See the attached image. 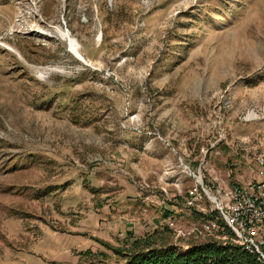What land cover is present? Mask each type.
Wrapping results in <instances>:
<instances>
[{"label":"rangeland","instance_id":"374dc122","mask_svg":"<svg viewBox=\"0 0 264 264\" xmlns=\"http://www.w3.org/2000/svg\"><path fill=\"white\" fill-rule=\"evenodd\" d=\"M254 117L264 0H0V264L96 261L94 239L117 240L102 204L128 186L136 223L200 226L183 164L213 193L256 180ZM171 237L181 253L213 241Z\"/></svg>","mask_w":264,"mask_h":264},{"label":"built area","instance_id":"2783aa9c","mask_svg":"<svg viewBox=\"0 0 264 264\" xmlns=\"http://www.w3.org/2000/svg\"><path fill=\"white\" fill-rule=\"evenodd\" d=\"M258 164L261 169L256 180L216 193L203 184L201 170L197 175L183 164L194 180V187H188L185 207L188 212L194 210L203 222L200 226L192 224L184 228L167 219L156 228L168 227L179 237L198 234L202 239L219 240L240 248L264 264V159Z\"/></svg>","mask_w":264,"mask_h":264},{"label":"trees","instance_id":"16d2710c","mask_svg":"<svg viewBox=\"0 0 264 264\" xmlns=\"http://www.w3.org/2000/svg\"><path fill=\"white\" fill-rule=\"evenodd\" d=\"M92 187L95 188L91 190L92 194H99L100 191L96 190L99 188ZM114 201H116L115 197H110L102 206ZM109 206L115 207V204ZM172 212L174 211H168V213ZM166 216L168 217V214ZM226 232L231 234L228 230ZM172 233L168 227H155L143 236H136L133 232L127 233L125 237L118 236L116 244L102 239L101 241L94 239L99 245L98 251L94 252L89 249L83 254L96 259V261L91 259L89 264H260L256 258L240 248L225 245L219 240L194 246L187 253H181L170 243ZM106 251L112 252L113 261L106 260L110 255ZM83 254L81 255L83 256ZM82 264H88L87 260Z\"/></svg>","mask_w":264,"mask_h":264},{"label":"crops","instance_id":"0c3cea01","mask_svg":"<svg viewBox=\"0 0 264 264\" xmlns=\"http://www.w3.org/2000/svg\"><path fill=\"white\" fill-rule=\"evenodd\" d=\"M138 192L139 191L136 187H123L118 199H116V201L112 202L111 204L104 206L102 210H100V212H102V219L100 220L101 225L103 226L102 229L107 235L111 234L112 232V236H115L117 238L118 236L125 237L127 233L133 232L136 236H143L149 230H153L155 228L153 227V225L157 224L156 220H154V222L151 224H147L145 220L143 222L144 226L143 224L136 223V221L133 220V216L136 215V211L138 210L139 213L141 209L140 206L145 204V197ZM113 204H115V207L109 206ZM165 205L166 203L161 206V209L167 211L175 210L172 206ZM170 205H172V203H170ZM127 218H132V220ZM143 227H145L146 229H144ZM98 233L99 232H97V234ZM109 241L113 242L112 240Z\"/></svg>","mask_w":264,"mask_h":264},{"label":"bare ground","instance_id":"6f19581e","mask_svg":"<svg viewBox=\"0 0 264 264\" xmlns=\"http://www.w3.org/2000/svg\"><path fill=\"white\" fill-rule=\"evenodd\" d=\"M71 48L73 53L76 55V58L79 59L80 61H85L82 57V55L79 53V44L75 40L71 39ZM254 118H259V117H254Z\"/></svg>","mask_w":264,"mask_h":264},{"label":"water","instance_id":"95a60500","mask_svg":"<svg viewBox=\"0 0 264 264\" xmlns=\"http://www.w3.org/2000/svg\"><path fill=\"white\" fill-rule=\"evenodd\" d=\"M84 59V58H83Z\"/></svg>","mask_w":264,"mask_h":264}]
</instances>
